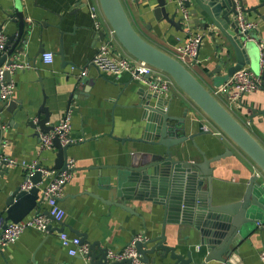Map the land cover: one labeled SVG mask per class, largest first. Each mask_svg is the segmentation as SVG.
<instances>
[{
  "label": "crops",
  "instance_id": "obj_1",
  "mask_svg": "<svg viewBox=\"0 0 264 264\" xmlns=\"http://www.w3.org/2000/svg\"><path fill=\"white\" fill-rule=\"evenodd\" d=\"M122 2L141 36L178 58V44L186 42L189 37L185 26L178 29L164 19L157 20L153 13L157 0ZM263 2L264 0H243V5L249 10ZM91 6L97 10L96 16L92 15ZM17 8L24 12L26 22V42L17 45L25 46V53L18 57V62L27 61L30 67L13 73L15 92L11 99L23 100L24 103L32 101L37 108L42 104L45 93L47 104L55 110L52 123L56 125L66 115H71L72 142L68 149V158L75 159L76 167L72 180L66 184L60 198V204L66 212L62 222L65 231L71 235H76L74 230L85 232L90 242L99 241L102 247L109 250L122 249L135 236L144 234L145 231L149 238L160 235L163 208L150 201L141 202L119 197L115 189L119 185L117 182L120 172V177L122 176L123 167L129 166L133 161L136 165L146 164L155 150H163L147 142L134 140L143 134L147 123L144 107L140 104L147 100V91H150L148 86L141 81L132 80L133 75L130 72L115 75L99 71L94 66L84 76L89 82L78 87L76 84L81 78L80 70L88 65L105 40L110 41L113 51L132 57L112 33L100 0H0V24L6 21L4 32L8 36L16 34L19 26L5 12L15 19ZM175 8V5L170 4L167 12L172 14ZM259 10L264 14V6ZM245 13L249 19L258 20L259 34L264 35V21L254 12ZM182 16L183 14H179L177 19ZM194 18L190 16L187 25L203 35L202 43L198 55L183 63L215 93L223 86L215 87V79L223 76L236 58L232 50L229 61L218 52L220 43L213 40L208 31L193 23ZM102 30L106 32L104 40L98 34ZM61 39L65 60L74 66L64 63L57 53L61 47ZM247 41L248 46L245 49L253 64L244 67L258 74L259 48L255 41ZM41 50L44 53L53 52L52 63L44 62V53ZM224 60L227 64L218 72L219 64ZM170 80L169 90L160 95L166 102H171L170 114L174 116H183L187 108L186 134H196L194 138L175 148L176 151H182L179 158L203 162L204 158L199 149L211 159L223 154L228 148L232 154L217 164H211L214 203L230 205L237 201L244 194L251 177L257 174L260 186H255L253 193L264 204V173L261 169L171 77ZM141 90H145L146 94ZM216 96L264 146V116L253 111L264 110V89L259 88L245 94L236 103L229 100L227 91L218 92ZM1 113L2 150L8 152V158H15L21 164L10 166L9 174L3 179L0 178V210L4 208L7 194L24 181L26 168L22 162L30 164L38 161L44 167L53 168L58 152L54 148L42 150L40 138L33 129L26 128L20 118L12 121V115L7 110ZM204 127H208V130ZM47 181L38 184L41 194ZM5 187L7 190L3 192ZM103 200L125 204L139 215ZM46 210L49 211V206L44 199L41 212ZM254 210H258V218L262 220V224L250 222L243 227L242 236L237 240V250L245 264H264V211L257 207ZM141 216L145 218L146 226ZM52 224L58 226L56 223ZM166 235L170 245H181L178 252L186 255L187 251L192 250L195 262L203 260V257L198 256L197 249L202 235L194 225L167 224ZM204 248L203 246L202 249ZM82 256L72 255L62 245L59 233L32 228L27 229L17 241L0 245V264H88L81 259ZM149 258H157L156 263L151 264H175L170 257L161 259L157 253L149 255ZM208 264L225 263L211 261Z\"/></svg>",
  "mask_w": 264,
  "mask_h": 264
},
{
  "label": "water",
  "instance_id": "obj_2",
  "mask_svg": "<svg viewBox=\"0 0 264 264\" xmlns=\"http://www.w3.org/2000/svg\"><path fill=\"white\" fill-rule=\"evenodd\" d=\"M100 4L116 38L128 54L170 76L264 173V146L217 99L216 94L209 90L181 60L143 38L133 26L122 0H100ZM170 4L176 7L172 14L167 12V7ZM263 6L264 2L249 10L243 7V10L256 13L264 21V14L259 10ZM5 13L8 18L18 23L19 30L16 34L7 35V42L3 50L0 51V68L4 65L10 66L17 63L18 57L25 53V46L17 47L20 42H26V38L24 39L25 14L19 8H17V18L15 19L7 12ZM153 13L157 20L164 19L178 29H183V16L179 19L177 17L179 14L187 13L195 17L193 23L195 22L198 27L208 31V35L220 43L218 52L226 56L228 61L231 55L230 51H233L236 58L235 63L227 67L223 76L215 79V87L224 85L235 72L245 65L253 64L245 49L248 46V41L245 34L241 32L234 16L237 13L234 0H157ZM5 23L6 21L0 24V32H4ZM98 34L103 40L105 39V31L102 30ZM57 53L62 57L64 63H70L74 66L65 60L62 39L60 50ZM226 64V60L221 62L218 72ZM13 73L6 70L4 81L11 82ZM258 74L263 80L261 89H264V70L258 69ZM132 80L139 81L134 78ZM88 82L87 77H81L76 84L78 87ZM141 91L146 94L145 90ZM153 99L154 101H152ZM0 101L2 103L0 112L7 110L12 115V121L20 118L22 124L26 128L33 129L39 138L40 133H49L55 128V124L51 121L55 110L47 104L45 93L42 104L37 108L32 101L24 103L23 100L9 99L3 103L1 98ZM140 105L144 107V117L147 123L143 134L134 140L147 142L154 147L163 148V150H155L151 160L146 164L136 165V162L133 161L129 166L123 167L121 177V172L119 173V181L117 182L119 185L115 189L119 197L137 199L141 202L150 201L160 205L164 210L161 234L149 238L147 231H145L143 239L136 242L141 261L144 264L156 263L157 258L150 259L149 255L157 253L161 259L170 257L175 261V264H208L211 261H220L225 264H245L238 254L237 240L239 241L243 227L248 223L258 222L262 224V220L258 218V210H254V207H257L264 211V204L253 193L254 187L260 186L258 183L259 176L255 174L251 177L244 194L234 203L230 205L215 204L212 196L213 169L211 164H217L232 152L227 148L223 154L209 159L199 149L204 158L203 162H191L179 158L182 151H176L175 148L196 135L186 134L185 116L187 108L183 116H174L170 114L171 102H166L160 93L151 90L147 91L146 102ZM253 111L264 116V110L253 109ZM1 138L0 128V178L3 179L6 174H9L10 166L7 160L8 152L2 150ZM70 146L71 144L62 145L59 138L55 137L53 148L58 152L53 169L67 170ZM39 167L40 165L37 166V168ZM30 180L34 184L30 190H24L21 185H18L7 194L4 208L0 210V219L5 222L4 228L9 222H20L31 213L41 212V203L45 197L41 194L38 184L43 182L42 173L36 171ZM6 190V187L3 188V192ZM133 192H135L134 195ZM103 201L108 204L114 203L121 208L130 210L134 215H139L132 208L120 202ZM43 213L53 219L48 210L43 211ZM141 218L146 226L145 218L142 216ZM180 223L194 225L200 230L202 237L197 249L198 256L203 257L201 262L194 261L192 250L187 251L184 255L178 252L180 244L170 245L168 243L167 224ZM64 230L63 224L60 226L50 224L48 227V232L53 233H61ZM74 233L80 237L82 244L89 245L88 253L81 257L88 264H132L133 258L111 259L109 249L102 247L99 241L90 242L87 233L79 230H74ZM203 246L204 249H202Z\"/></svg>",
  "mask_w": 264,
  "mask_h": 264
},
{
  "label": "built area",
  "instance_id": "obj_3",
  "mask_svg": "<svg viewBox=\"0 0 264 264\" xmlns=\"http://www.w3.org/2000/svg\"><path fill=\"white\" fill-rule=\"evenodd\" d=\"M88 1V0H87ZM181 1V0H180ZM237 6V13L235 19L238 26L246 36L247 40L255 41L259 48L260 70H264V35L259 34V22L258 20L249 19L243 10V0H234ZM92 15H97V10L91 6ZM183 25L189 32V37L186 42L179 43L176 51L178 59L182 62H186L189 58L194 59L198 55L200 44L202 43L203 35L195 32L192 26L187 25L190 20L189 14H183ZM112 33L114 34L113 30ZM115 35V34H114ZM8 36L5 32H0V51L3 50ZM43 60L46 63H52L54 60L53 52H45L43 54ZM91 66L96 67L99 71L109 72L115 75H120L124 72H130L134 79L141 81L148 86L152 92L163 93L169 90L171 85L170 77L156 69L155 67L147 64L144 61L138 60L134 57H126L118 54L112 50L109 40H105L104 43L99 46V49L88 65L81 69L79 76L84 77L89 74ZM30 67V63L27 61L17 62L13 65H4L0 68V98L3 103L12 98L15 92V83L13 81H4V73L6 70H10L12 73L21 69ZM263 80L260 74H256L248 67H242L215 93L221 91H227L229 93V100L236 103L245 94L253 92L259 88H262ZM2 119V113L0 112V121ZM3 127L0 123V128ZM71 115L68 114L63 118L55 128L49 133H40V146L42 150L53 149V143L55 137H58L62 145L70 144L71 138ZM208 130V127H204ZM9 166H17L21 162L15 158H7ZM68 168L65 171H58L53 168H47L35 161L30 164H26L24 161L22 165L26 168V175L21 185L22 189L30 190L34 184L30 178L36 171H40L43 176V181L48 180L43 189V195L49 206V213L53 217L45 215L43 212L31 213L29 216L21 220L20 222H9L4 228V220L0 219V245H5L9 242L17 241L21 235L29 228L37 229L39 231L48 232V227L52 223H56L60 226L65 218V209L60 204V198L64 193L66 184L72 180L74 176V170L76 167V161L73 158H68ZM40 165L39 168L37 166ZM61 243L64 247L69 249L72 255H85L89 251L88 244H82L81 239L77 235H71L67 231L59 233ZM143 239V234L135 236L125 247L119 250H109V257L111 259L121 260L124 258H133L132 264H144L136 248V242Z\"/></svg>",
  "mask_w": 264,
  "mask_h": 264
},
{
  "label": "rangeland",
  "instance_id": "obj_4",
  "mask_svg": "<svg viewBox=\"0 0 264 264\" xmlns=\"http://www.w3.org/2000/svg\"><path fill=\"white\" fill-rule=\"evenodd\" d=\"M173 80V79H172Z\"/></svg>",
  "mask_w": 264,
  "mask_h": 264
}]
</instances>
